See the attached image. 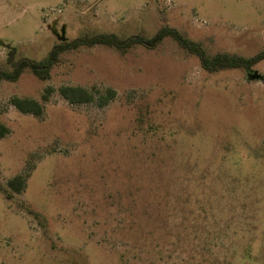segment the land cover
I'll use <instances>...</instances> for the list:
<instances>
[{"label": "rangeland", "instance_id": "rangeland-1", "mask_svg": "<svg viewBox=\"0 0 264 264\" xmlns=\"http://www.w3.org/2000/svg\"><path fill=\"white\" fill-rule=\"evenodd\" d=\"M165 26L209 55L251 57L264 50V0H0V71L80 36ZM254 70L264 79V59L206 70L166 36L154 48L66 49L46 80L30 68L1 80L10 133L0 184L29 177L10 199L0 191V264H264V80L249 79ZM63 85L116 96L71 104ZM13 96L41 101L44 116Z\"/></svg>", "mask_w": 264, "mask_h": 264}, {"label": "trees", "instance_id": "trees-1", "mask_svg": "<svg viewBox=\"0 0 264 264\" xmlns=\"http://www.w3.org/2000/svg\"><path fill=\"white\" fill-rule=\"evenodd\" d=\"M166 36L173 37L183 48L195 53L200 58L202 66L209 71H219L222 69L239 67L250 70L254 64L264 59V50L251 57L230 53H216L214 55H209L200 43L189 39L174 27L165 26L152 37L137 34L123 38L110 32H101L90 36H80L71 41L65 42L64 44L55 45L47 56L41 60L29 59L26 57L20 59L14 63L12 71H0V81L3 79L15 81L26 68H30L40 79L46 80L50 78L51 69L57 63L60 53L66 49L99 44L115 47L121 51H127L135 44H142L154 48ZM253 72L256 71L254 70ZM249 74L251 73L249 72ZM52 90L53 87L51 86L46 88V92L42 97L43 100H48V93ZM59 93L71 104L97 102L99 106L107 105L116 96V91L110 87L106 88L104 91H94L81 85H63L59 88ZM11 102L21 112L30 113L37 117H43L45 114V105L37 99L13 96ZM9 133L10 128L0 121V138ZM28 177L29 172L17 174L8 179L6 186L0 184V191H3L5 197L10 199L14 194H20L26 189Z\"/></svg>", "mask_w": 264, "mask_h": 264}, {"label": "water", "instance_id": "water-1", "mask_svg": "<svg viewBox=\"0 0 264 264\" xmlns=\"http://www.w3.org/2000/svg\"><path fill=\"white\" fill-rule=\"evenodd\" d=\"M64 31H65V29L63 28V30H62L63 34H64ZM63 38H64V36H63ZM13 50H15V49H13ZM10 56H11L10 58H12V55H10ZM248 78L249 79L256 78L258 80H264L263 79V76L261 74H259L257 71L256 72H253L251 74H248Z\"/></svg>", "mask_w": 264, "mask_h": 264}, {"label": "flooded vegetation", "instance_id": "flooded-vegetation-1", "mask_svg": "<svg viewBox=\"0 0 264 264\" xmlns=\"http://www.w3.org/2000/svg\"><path fill=\"white\" fill-rule=\"evenodd\" d=\"M250 71V70H249Z\"/></svg>", "mask_w": 264, "mask_h": 264}]
</instances>
